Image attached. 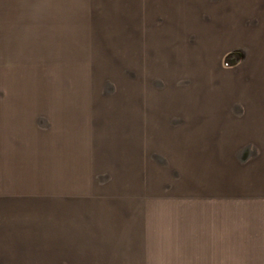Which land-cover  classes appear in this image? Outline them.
Segmentation results:
<instances>
[{"label": "crops", "instance_id": "1", "mask_svg": "<svg viewBox=\"0 0 264 264\" xmlns=\"http://www.w3.org/2000/svg\"><path fill=\"white\" fill-rule=\"evenodd\" d=\"M73 36L126 79L106 102L89 69L78 145L68 103L29 98ZM74 260L264 264V0H0V264Z\"/></svg>", "mask_w": 264, "mask_h": 264}, {"label": "rangeland", "instance_id": "2", "mask_svg": "<svg viewBox=\"0 0 264 264\" xmlns=\"http://www.w3.org/2000/svg\"><path fill=\"white\" fill-rule=\"evenodd\" d=\"M72 29L79 31L80 28L74 27V25L71 24L70 33H72ZM79 35L83 36L84 33L79 32ZM82 39L83 38L81 37L77 38L76 36H73L67 44L64 80L61 81L60 74L57 77L55 76V79L48 77L47 81H42L43 86L38 84L35 94L33 93V96L29 97L37 101L58 100L64 104L68 103L69 133H77L79 135L76 145L82 143L80 136L84 137V131L81 133V130L84 129V124H87V108H84L83 105L85 101V105L87 106L86 102L88 100V96L91 94V92H88V89L90 88L89 85H92V81L88 73L89 69L92 75L95 73L101 75L100 81H97L98 84L95 87L96 90H99L102 94L109 92V97L104 99L106 102L113 101L118 98L122 101L126 100V92L124 93L121 84V82H126V79L120 78V75L118 74V62H115L114 52L111 46L112 44L104 43L99 45H87V43L82 42ZM21 95V99H28L25 94L22 93ZM108 108H106V110ZM110 109L112 108H109L108 110ZM120 112L121 111L110 113V118L117 119V117L120 116ZM100 116L101 119H103L102 115ZM76 150L82 151L79 147L76 148ZM20 159L22 161L20 162L19 167L21 178H24L25 180L34 179V171L38 164L35 165L32 163L33 159L31 156ZM82 162L84 163V160ZM168 167L169 166L166 165L164 168L159 167L158 169H163V174L167 175V173H170V169ZM166 175H164V178H166ZM73 180L79 181V184L85 185L87 184V174L84 172L75 174L72 177V181ZM70 191L71 193L69 195L76 196L77 198L84 197L88 194L86 186L78 188L76 186H72ZM65 211H67V209H65ZM65 213L66 219L71 221V215H69L68 212ZM108 263L109 262L107 261V264ZM68 264H76V262L74 260V262ZM81 264L86 263L82 261Z\"/></svg>", "mask_w": 264, "mask_h": 264}, {"label": "trees", "instance_id": "3", "mask_svg": "<svg viewBox=\"0 0 264 264\" xmlns=\"http://www.w3.org/2000/svg\"><path fill=\"white\" fill-rule=\"evenodd\" d=\"M240 56L236 53H229L223 58L224 65L238 62Z\"/></svg>", "mask_w": 264, "mask_h": 264}]
</instances>
